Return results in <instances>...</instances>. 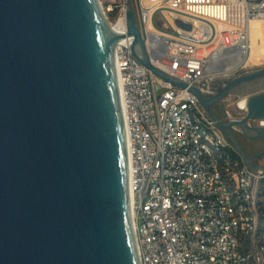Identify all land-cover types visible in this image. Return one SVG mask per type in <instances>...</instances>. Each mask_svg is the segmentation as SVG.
<instances>
[{"label":"water","instance_id":"water-1","mask_svg":"<svg viewBox=\"0 0 264 264\" xmlns=\"http://www.w3.org/2000/svg\"><path fill=\"white\" fill-rule=\"evenodd\" d=\"M126 21V36L113 31L99 0H0V264H140L114 65L128 37L145 68L189 90L244 163L264 171V127L248 125L264 121V92L246 95L238 121L212 108L257 86L264 69L200 93L152 67L133 11Z\"/></svg>","mask_w":264,"mask_h":264},{"label":"built area","instance_id":"built-area-1","mask_svg":"<svg viewBox=\"0 0 264 264\" xmlns=\"http://www.w3.org/2000/svg\"><path fill=\"white\" fill-rule=\"evenodd\" d=\"M129 10L149 64L207 95L214 82L252 72V23L262 25L264 40V0H110L108 24L124 36ZM160 11L178 36L154 27L155 19L167 29ZM132 43L116 45L114 65L140 264H252L241 242L258 228L264 171L244 163L189 90L145 68Z\"/></svg>","mask_w":264,"mask_h":264},{"label":"rangeland","instance_id":"rangeland-1","mask_svg":"<svg viewBox=\"0 0 264 264\" xmlns=\"http://www.w3.org/2000/svg\"><path fill=\"white\" fill-rule=\"evenodd\" d=\"M99 3L101 5L102 11L104 12L107 22L108 23L111 22L114 12L106 13V9L110 5V0H99ZM129 8L133 10L134 8L133 3H129ZM155 15L158 16L160 20L167 27V29H163L156 23L154 19L153 25L156 29L166 34L172 35V36H178L176 31H174L173 28L171 27L166 17V11H160L156 13ZM250 69L252 72L256 70L264 69V59L260 58V59H254L253 61H251ZM261 92H264V79L259 81L257 86L255 85L244 86L243 88H239L235 92L224 96L223 99L218 104L214 105L212 108L214 109L216 116L223 123H227L230 121H238L244 117L245 112L240 111L237 108V104L241 100L247 98L246 95L261 93ZM251 124L254 126L257 125L256 123H251ZM258 204H259V209L261 207H264V193L263 192H261V194L259 195ZM259 217H260V212H259ZM263 226H264V222L259 220L258 227H263ZM263 245H264V233H260L257 235V232H256L253 238H245L242 240L241 250L246 255H248L250 263L264 264V246Z\"/></svg>","mask_w":264,"mask_h":264},{"label":"bare ground","instance_id":"bare-ground-1","mask_svg":"<svg viewBox=\"0 0 264 264\" xmlns=\"http://www.w3.org/2000/svg\"><path fill=\"white\" fill-rule=\"evenodd\" d=\"M251 31V58L264 59V40L262 35V25L259 23H252ZM121 103V100H120ZM240 109H245V100H241L238 106ZM122 109V104H121ZM128 157V152H127Z\"/></svg>","mask_w":264,"mask_h":264},{"label":"trees","instance_id":"trees-1","mask_svg":"<svg viewBox=\"0 0 264 264\" xmlns=\"http://www.w3.org/2000/svg\"><path fill=\"white\" fill-rule=\"evenodd\" d=\"M261 185L263 186V187L261 186V192L264 193V181L262 182ZM259 212H260L259 220L264 222V216H263V214H264V207H261L259 209ZM256 232H257V235L260 234V233H264V226L263 227H258Z\"/></svg>","mask_w":264,"mask_h":264},{"label":"flooded vegetation","instance_id":"flooded-vegetation-1","mask_svg":"<svg viewBox=\"0 0 264 264\" xmlns=\"http://www.w3.org/2000/svg\"><path fill=\"white\" fill-rule=\"evenodd\" d=\"M242 136V135H241ZM242 138L244 139V140H246L243 136H242ZM247 141V140H246ZM257 141H261L262 143H263V145H264V140H257ZM249 143V142H248ZM250 143H252V142H250ZM241 144V143H240ZM242 145V150H243V152L244 153H246V155H252V154H254L253 153V149L251 148V146L248 144H241Z\"/></svg>","mask_w":264,"mask_h":264}]
</instances>
